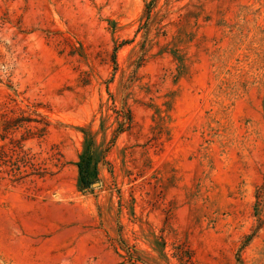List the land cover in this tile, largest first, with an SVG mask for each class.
<instances>
[{"label":"rangeland","instance_id":"obj_1","mask_svg":"<svg viewBox=\"0 0 264 264\" xmlns=\"http://www.w3.org/2000/svg\"><path fill=\"white\" fill-rule=\"evenodd\" d=\"M151 1L0 0V264H264V0Z\"/></svg>","mask_w":264,"mask_h":264},{"label":"trees","instance_id":"obj_2","mask_svg":"<svg viewBox=\"0 0 264 264\" xmlns=\"http://www.w3.org/2000/svg\"><path fill=\"white\" fill-rule=\"evenodd\" d=\"M82 133L86 136L85 146L82 153L79 154L75 166L77 168L79 188L86 190L97 181V165L101 161V158L93 150L94 144L90 134L87 132Z\"/></svg>","mask_w":264,"mask_h":264},{"label":"water","instance_id":"obj_3","mask_svg":"<svg viewBox=\"0 0 264 264\" xmlns=\"http://www.w3.org/2000/svg\"><path fill=\"white\" fill-rule=\"evenodd\" d=\"M92 186H97V183H93V185Z\"/></svg>","mask_w":264,"mask_h":264}]
</instances>
